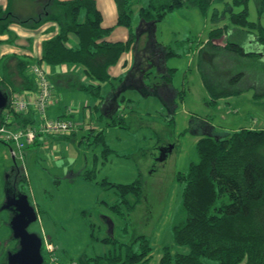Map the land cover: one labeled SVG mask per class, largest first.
Masks as SVG:
<instances>
[{"label":"rangeland","instance_id":"1","mask_svg":"<svg viewBox=\"0 0 264 264\" xmlns=\"http://www.w3.org/2000/svg\"><path fill=\"white\" fill-rule=\"evenodd\" d=\"M162 1L168 0H154L156 4ZM7 2L10 11L19 20H28L40 14L41 7L47 0ZM95 2L102 14V20L104 19L102 22L106 27L112 28L108 38L116 42L127 41L130 31L127 27L117 25L118 7L115 0ZM139 2L145 4L146 0ZM230 2L231 0H224V3ZM139 6L135 4L136 9ZM223 6L214 3L206 14H202L194 0H184L183 6L166 12L147 33H141L140 23L145 22L137 15L130 22L134 30V43L135 35H142L137 41L138 47H146L150 41L151 49L157 48L156 44L165 48L166 66L171 69L172 84L176 90L184 92L180 96L181 99L183 96V101L178 99L176 102L177 108L172 119L174 125L166 126L161 120L153 125L161 140L172 147L165 156L162 157L158 149L144 159H138L130 153L133 159L128 160L123 154L107 152L102 140L96 139L93 131L85 132L80 128L68 142L58 143L56 150L43 147L36 149L33 152L35 154L23 153L22 159H13L9 146L0 143V264H6L7 253L18 247L9 229L11 213L2 209L7 180L15 183L13 177H9L15 169L22 170L20 174L26 173V182L21 181L17 188L27 195L37 213V220L28 230L39 234L54 247L58 262L53 264H107L116 256L121 261L126 258L128 249L138 252L139 244L132 241L139 236H145L150 241L152 250L149 264H159L164 246L171 247L172 253L187 251L185 247L173 244L172 226L182 211L184 183L178 181L176 175L186 172L191 162L198 161L196 136H222L252 121L254 128H264V95H254L264 92V57L236 56L221 50L226 41L240 43L245 49L251 47L244 43V37L233 26L228 28L227 38L223 36L212 40L217 48L206 43L212 28L228 25L224 18L217 25L212 23L213 8L217 7L220 13L227 7ZM50 9L54 10L55 6L50 5ZM248 13L249 21H258L253 0L248 2ZM260 23L264 25V15ZM52 26L57 27L49 20L35 25L32 22H10L8 29L0 35L7 37L6 43L0 44V54L16 48L32 56L30 59L26 58L28 62L35 61V55L41 49L36 39L47 33ZM134 47L135 44L120 56L117 67L125 66L128 62L132 65L135 58ZM251 48L257 50L256 46ZM7 65V74L14 77L15 65ZM11 67L13 72H8ZM201 70L209 81L222 84H226L231 76L242 73L243 78L235 86L241 92L221 98L214 104L210 103L209 94L202 82ZM147 75L149 82L154 81L157 75L156 66L145 76ZM15 76L19 78L20 74ZM123 84L125 81L119 88ZM109 88V81L102 82L100 91L106 95L105 89L110 90ZM17 93L26 95L25 92ZM83 108L84 105L81 106ZM78 118L80 117L76 115L74 120L77 121ZM99 120L100 115L97 121ZM79 121L81 128L91 122ZM94 123L98 124L95 121ZM128 131L133 132L129 129ZM128 137L127 142L130 143V136ZM115 146L120 148L122 145L119 147L117 143ZM108 148L111 149L109 146ZM122 150L124 149H119V152L122 153ZM136 164L140 167L141 174L134 171ZM86 172L91 175V180L81 177ZM138 176L142 184L138 203L130 211L125 204H120V208L114 213L110 207L117 200L116 195L111 189L101 190L99 184H130ZM127 199L130 204L134 201L133 196ZM46 256L50 258L49 253Z\"/></svg>","mask_w":264,"mask_h":264},{"label":"trees","instance_id":"2","mask_svg":"<svg viewBox=\"0 0 264 264\" xmlns=\"http://www.w3.org/2000/svg\"><path fill=\"white\" fill-rule=\"evenodd\" d=\"M139 1L115 0L118 7L117 25L127 27L130 31L129 39L125 42L106 39L112 28L102 26V14L95 0H47L40 14L28 20H19L9 6L0 8V35L13 21L23 24L32 22L34 25L46 20L54 22L58 31L55 36L42 42L37 62L47 67L62 64L79 66L87 82L79 83L78 79L77 88L98 98L102 82L110 79L109 68L134 45V30L130 23L133 16L137 15L142 22H151L154 26L166 12L184 4V0H168L157 4L154 0H146L145 4ZM253 1L258 15L256 22L248 19L249 0H231L230 3H224V0H194L202 14H206L214 3L228 7L220 13L217 7L213 8L212 23L217 25L224 18L228 25L212 28L208 33L207 45L217 48L212 40L223 36L227 38L226 32L233 26L244 37V43L256 46L257 50L251 47L247 50L234 41H226L220 49L236 56L264 57V25L260 23L264 15V0ZM135 4L140 5L138 9ZM50 5H54L55 9L51 10ZM70 36L77 39L74 47L67 46ZM26 67L27 63L19 64L20 83L15 82L5 71L2 72L0 89L5 93L8 90L34 91V80L23 74ZM200 74L210 103L241 92L235 86L243 78L242 73L231 76L226 84L209 81L203 71ZM50 81L53 83L51 78ZM254 95L262 96L264 92ZM3 124L10 129H21L35 125L36 118L32 110L13 113L8 104L0 111V125ZM96 139L102 140L107 152L112 151L104 143L101 133L96 134ZM195 148L198 161L191 162L186 172L176 175V179L184 183L182 211L172 226L173 244L185 247L187 251L172 253L171 247L164 246L159 264H264V128H241L222 136L204 135L196 142ZM18 171L19 178L15 182H26L24 173L20 174L22 170ZM81 177L91 180L89 172L82 173ZM107 183L99 186L101 190H113L116 195L117 200L110 207L114 213L120 204H125L130 211L138 203L142 187L139 176L130 184ZM129 196L134 198L131 204L127 199ZM135 241L139 244L137 253L128 249L125 259L120 261L116 256L107 264H149L152 250L150 241L145 236L135 238L132 243ZM41 252L44 263L49 264L46 253L43 249Z\"/></svg>","mask_w":264,"mask_h":264},{"label":"crops","instance_id":"3","mask_svg":"<svg viewBox=\"0 0 264 264\" xmlns=\"http://www.w3.org/2000/svg\"><path fill=\"white\" fill-rule=\"evenodd\" d=\"M8 6L10 7L7 0H0L1 9H6ZM102 21H104V19ZM101 24L103 27H106L103 22ZM142 24L144 23H140L144 28L145 24ZM57 28L58 27L52 26L47 30V33L45 32L37 37V44L40 45V48L43 41L55 36L58 31ZM148 28L151 29V25ZM146 29L147 27L144 28L141 33H147L148 30ZM141 36L142 35H139L138 39ZM108 37L106 38L108 41L116 42ZM6 39L7 37L5 35L0 36V44L6 43ZM149 43L150 41H148V45L143 48L138 47L137 43L135 44L133 52L135 58L132 65L128 62L125 66L118 65L117 67V63L109 68L110 90L107 89V91L105 89L106 95L100 91L99 95L101 97L99 96L98 98L77 88L80 82H87V78L79 66L62 64L48 67L49 77L53 82L52 84L55 90V99L47 110L49 118H66L75 122L76 120H74V117L78 115L80 118L75 122L77 124L80 123L79 120H90L91 122H87L88 124L84 125L86 127H79L80 130L85 132L93 131L97 135L101 133L104 143L111 148L110 150L116 152L115 154H123L124 158L128 160L133 159L130 153L134 154L138 159H144L148 154H153L155 150L159 149L160 151V147H168L169 145L163 142L161 137L158 136L153 125L154 122H158L159 120L163 121L166 126L172 127L174 125L173 123V125H171L170 122L177 108L176 102L178 99L180 102L183 101V96L182 99L180 96L181 93L184 94V92L183 90L182 92L176 90L172 84V72L169 71L171 69L166 66L165 48L163 50V47L156 44L157 48L151 50L149 48ZM76 44L77 39L74 36H70L67 46L74 47ZM40 54L41 49L35 55L37 57L36 60L28 62L26 58L30 59L32 56L29 53H23L19 49H8L6 52H2L0 54V63L2 64V69L0 70L1 77L2 72L5 71L7 73V64L11 66L15 65V74L12 78L15 82L20 83L22 80L15 76L19 72V64L27 63L28 67L30 64L36 63L39 60ZM151 66H156L157 75L154 81L149 82V76H145L146 74H143V72ZM27 67L23 70V74L29 77L26 73ZM13 70V67H11L8 72H13ZM10 74L13 75V73ZM78 79L79 83L77 82ZM124 81L125 84L122 85V88H119L120 84ZM141 81H144L143 83H145V86H142ZM21 86L26 87V85ZM134 88H137L139 91ZM117 90L120 91L118 97ZM23 92L30 94L33 91L24 90ZM82 105H84L83 109H81ZM140 105L142 108H140ZM137 109L141 111L138 112ZM99 115L100 120L98 122ZM94 121L98 124H95ZM254 127L255 124L252 121L241 128L254 129ZM221 128L226 129L225 127ZM128 129L133 132H129ZM77 131L69 135L38 136L34 143L35 145H30L23 153L31 152L30 154H32L36 149H41L43 147L54 151L57 149L58 143L68 142L69 139L75 136ZM233 131H236V129L230 130V132ZM128 136H130L131 139L130 143L127 142ZM198 137L200 138V136H196V142L199 140ZM112 143H115V145L118 143L119 147L120 145L122 146L117 148V146L112 145ZM119 149L124 150L120 153ZM134 171L141 174L140 167L137 164L134 166Z\"/></svg>","mask_w":264,"mask_h":264},{"label":"built area","instance_id":"4","mask_svg":"<svg viewBox=\"0 0 264 264\" xmlns=\"http://www.w3.org/2000/svg\"><path fill=\"white\" fill-rule=\"evenodd\" d=\"M26 73L34 80L35 90L26 95L8 90L7 105L9 104L10 110L16 114L32 110L36 118V124L27 125L21 129H10L4 124L0 125V143L10 145L9 151L13 159H22L23 150L34 143L39 133L52 136L69 135L79 129V125L70 119L49 118L47 110L54 101V88L49 78L48 67L43 63L36 62L27 67ZM1 81L2 77L0 75ZM5 121L6 123L9 122L8 119ZM24 174L26 177L25 172ZM42 249L47 255L50 254L49 264L58 262L54 247L47 243L45 238L43 239Z\"/></svg>","mask_w":264,"mask_h":264},{"label":"water","instance_id":"5","mask_svg":"<svg viewBox=\"0 0 264 264\" xmlns=\"http://www.w3.org/2000/svg\"><path fill=\"white\" fill-rule=\"evenodd\" d=\"M150 24L153 26L152 23ZM135 39L136 44L138 41L137 35H135ZM151 69L152 66L148 67L143 74L151 71ZM143 82L141 81L142 86L145 84ZM134 89L139 91L137 88ZM119 94L120 91L117 90V97ZM7 103L8 95L0 89V111L7 106ZM161 149L169 152L171 147L168 146ZM161 155L163 157L165 153L161 152ZM17 186V182L13 184L12 181L7 180L5 202L2 205V209L11 213L9 229L12 239L17 241L18 244L16 250L7 253L6 264H46L41 252L42 237L28 230V227L37 220L35 207L29 202L27 195L18 190Z\"/></svg>","mask_w":264,"mask_h":264},{"label":"flooded vegetation","instance_id":"6","mask_svg":"<svg viewBox=\"0 0 264 264\" xmlns=\"http://www.w3.org/2000/svg\"><path fill=\"white\" fill-rule=\"evenodd\" d=\"M145 25V27L144 28H146V27H149L151 24L150 23H144ZM142 27V26H141ZM151 27H152V25H151ZM143 27H142V30L144 29ZM147 30L149 31L150 30V28H147ZM135 44V43H134ZM150 48V47H149ZM151 49V48H150ZM151 50H153V49H151ZM163 148V147H162ZM160 153L161 152H163V153H165V154H167V150H163V149H161L160 148V151H159ZM13 175L12 176H10V177H13V179L14 180H17L18 178H19V171L17 170V169H15L13 172ZM11 181V180H10ZM15 241V240H14Z\"/></svg>","mask_w":264,"mask_h":264},{"label":"clouds","instance_id":"7","mask_svg":"<svg viewBox=\"0 0 264 264\" xmlns=\"http://www.w3.org/2000/svg\"><path fill=\"white\" fill-rule=\"evenodd\" d=\"M43 240V239H42ZM43 243V242H42Z\"/></svg>","mask_w":264,"mask_h":264}]
</instances>
